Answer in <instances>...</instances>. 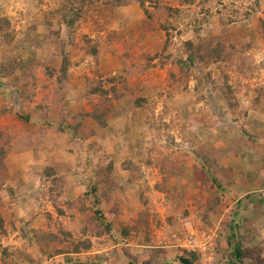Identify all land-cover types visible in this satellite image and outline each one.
<instances>
[{"label": "rangeland", "instance_id": "obj_1", "mask_svg": "<svg viewBox=\"0 0 264 264\" xmlns=\"http://www.w3.org/2000/svg\"><path fill=\"white\" fill-rule=\"evenodd\" d=\"M40 1H45V11L48 8L58 9L62 4L61 0H0V18H8L17 32L13 45L0 47V64L3 56L12 55L19 63L16 73L19 86L12 85L6 78L1 81L0 108L14 111L23 118L31 117L29 124L17 120L15 114L0 121V127L10 128L16 148L11 155L10 165L13 175L17 174L18 177L8 185L17 189V195L9 211L20 221L17 230L9 228V235L0 241V264H25L24 260L19 261L22 253L32 258L37 256L36 246H31L20 234L22 227L54 233L64 230L77 240H89L93 243V256L98 253L104 255L108 260L106 264H141L140 261L145 259H157V264L176 262L184 252L191 253L180 246L192 233L210 242L205 254L193 253L198 256L196 264H228L226 253L231 247L230 243L235 241H230V235L234 234L239 239L244 236L249 256L253 261L264 264V248L261 249L264 247V206L258 207L255 203L249 206L251 201L245 198L248 195L254 199L263 197L256 187L262 186L261 181L264 182V159L250 148L243 133L245 127L258 137L259 143L264 144V115L252 112V96L239 97L241 106L236 113L228 110L225 102L215 94L213 84L203 90L205 101L195 105L192 102L198 95L194 92L193 82L187 94L174 92L170 96H163L171 69L179 75L178 69L171 66L151 70L145 76L129 79L126 83L110 82L108 79L118 78L124 69L120 53V49L124 48L118 49L116 42L110 46L109 42L105 43L107 31L104 30L101 32V41H104L102 50L105 51L100 64V70L105 75L102 81H105L108 90L116 87L117 93L110 97L107 125L104 129L100 128L86 117L99 104V99L90 100L82 96L85 83L95 78L96 67L92 59L84 57L79 50L67 47V52L74 53L73 67L62 92L56 78H49L46 72V65L54 59L60 61L61 57L47 29V26H56L57 22H45L37 6ZM183 1L165 0V4L182 9L184 13L187 6ZM223 4L239 9L244 7V11L251 5V0H210L203 6L192 5L180 17V30L184 34L177 36L174 42L194 39V33L184 30L194 27L196 20L207 16L208 12L211 13L210 30L213 34L221 35L222 28L216 13ZM261 20H264V0H261V11L255 12L249 19L240 20L238 28L232 32L233 39L256 44L249 54L256 67L264 63V35L259 31ZM145 21L144 12L135 4L118 8L112 18V26L105 29L124 33L126 40L132 42V35L140 31L138 27L144 26ZM94 27L90 25L79 32L94 39ZM69 35L68 28L63 26L62 37L68 40ZM165 41L164 35L154 34L146 46L153 51L162 49ZM132 52L136 55L141 53L138 49ZM82 58L85 61L81 62ZM210 70L212 80L217 79L220 75L217 67ZM250 73L248 68L243 70L239 63L234 66L231 76L233 80H241L244 86L254 85L255 82L264 84V72L253 78L249 77ZM26 84L28 86L23 94L21 88ZM139 96L148 100L145 106H136L135 100ZM165 103L173 119L185 123L187 131L198 135L204 145L209 144L220 167L234 169L235 182L232 187L218 191L212 183L205 182L206 178L211 180L212 172L198 170L200 159L195 153L196 146L192 140L180 136L181 125L170 131L176 138V144L171 147H167L164 134L159 137L148 125L153 115L157 117L164 111ZM246 110H251L247 116L239 114ZM200 113L209 115L208 124L212 126L207 131L197 126L196 114ZM80 120H83V126L78 130L80 135L75 136L72 127ZM60 126L62 132L59 133ZM33 139H36V143H33ZM30 142L35 144V149L30 148ZM243 143H246V147L242 146ZM111 163L114 166L112 173L108 172ZM47 166H63L61 175H68V195L59 201L60 209L66 211L65 216L59 215L45 196L51 188V183L42 177L43 169ZM251 179L256 181L251 182ZM91 181L100 184L102 209L106 212L107 220L115 214L118 217L113 237L105 235L100 238L91 232L84 234V218L72 215L65 206L67 200L73 201L83 195ZM6 195V192L0 193L2 197ZM214 200L217 206L212 204ZM242 200H245L244 203L247 201L248 205L240 203ZM237 220L240 227L232 230ZM121 223L137 227L138 230L137 234L132 232L123 244H116L115 241L123 240ZM5 249L8 255H12L8 263L4 261L7 258L3 252ZM147 251L157 252L156 257L150 258Z\"/></svg>", "mask_w": 264, "mask_h": 264}, {"label": "trees", "instance_id": "obj_2", "mask_svg": "<svg viewBox=\"0 0 264 264\" xmlns=\"http://www.w3.org/2000/svg\"><path fill=\"white\" fill-rule=\"evenodd\" d=\"M61 1L62 4L58 9L48 8L45 11L43 8L46 4L45 1H40V5H37L46 23L57 22L56 26H47V29L51 32L53 45L56 46L61 60L55 61L54 59L51 64L46 65V72H48L49 78H56L57 85L60 88L59 91L62 92L71 76L69 74L70 69L73 67L72 59L74 53L71 51L67 52V47L70 46L72 50H79L84 57L92 59L96 67L95 78L85 83L82 96L90 100L94 98L99 99V104L95 105L92 113L86 115V117L91 118L100 128L104 129L107 125V116L111 102L110 97L112 94L117 93L116 87L108 90L105 81H102L105 75L100 70V64L105 51L102 50V42L104 41H101L103 39L101 32L104 30L107 31L105 43L109 42L110 46L113 42H116L118 49L122 48V46L124 48L120 49L124 69L118 78L108 79L110 82L120 81L126 83L129 79L145 76L151 70L171 66V68L178 69L179 75L171 69L168 82L164 87L163 96H170L174 92L187 94L190 92V84L193 82L194 92L198 95L197 99L192 102L195 105V103L205 101L206 96L203 94V90L205 87L213 84V91L225 102L228 110L235 113L238 112L241 106L239 97L241 95H251L252 112L264 115V84L255 82L254 85L247 84L244 86L241 84V80H233L231 76L234 66L236 67L239 63L243 70L248 68L251 72V76L249 75V77L260 76L264 72V63L256 67L254 65L255 61L249 57L256 44L246 41L239 42L236 38L233 39L232 37V32L236 31L240 20L249 19L255 12L261 11V0H251V5L244 11H242L244 7L239 9L237 6L234 7V5L227 6L223 4L216 13L222 28L221 35L213 34L212 30H210L211 13L208 12L207 16L196 20L194 27H187L184 30L194 33V39L186 41L180 39L178 43L174 42V40H176L177 36L184 34L180 30V17L188 9H191L192 5L199 4L198 6H203L208 4L210 0H199V3H197L198 0H184V5L187 6L184 13H182V9L173 8L171 5L165 4V0ZM238 1L240 0H236V2ZM135 4L144 12L146 21L144 26L138 27L140 30L136 33L138 36L134 38L136 34L132 35V42L126 40L124 33L118 34L116 31L105 29L107 26H112V18L118 8H126ZM90 25L95 26L93 28L96 34L94 39L88 34L79 32L80 29L89 27ZM63 26L69 30L70 35L68 40L62 37ZM35 29L36 27L33 28V30ZM259 31L264 35V20L260 21ZM154 34L164 35L166 41L162 49L153 51L146 46V42ZM16 38L17 32L12 27L10 20L8 18H0V47L13 45L16 42ZM17 48L16 46L15 50ZM137 49L141 52L139 55L132 52ZM12 54L14 53L12 52ZM12 56H3L2 63L0 64V87L3 86V83H1L3 78L8 79L12 85L19 86V81L16 77L19 63ZM242 60H248L249 62ZM82 61H85V59L82 58ZM214 66L220 71V75L217 79L212 80L213 75L210 69ZM99 78H101V81H99ZM27 86L26 84L21 88L23 94H25ZM58 95L62 100L59 92ZM135 103L137 107H141L145 106L148 100L139 96L135 100ZM251 110L242 111L239 114L247 116ZM10 114H15V118L23 121L25 124L30 123V116L23 118L18 113L6 108H0V121L8 118ZM207 116L209 115H206V113L196 114L197 126L201 127L203 131H207L212 126L210 123L208 124ZM148 125L158 133L159 137L163 136L162 134L166 136L167 147L176 144V138L174 135H171L170 131L173 128H179L178 126L181 125L179 130L180 136L185 140H192L196 146V148L194 147L195 153H197V157L200 159V164L197 167L198 170L200 172H212L211 180L208 181L206 178L205 182L212 183L213 187L218 191H223L234 185V169L231 167H220L216 154L210 150L209 144L204 145L198 135L192 134V131H187L185 123L173 119L166 103L164 111L158 114L157 117L153 115L149 119ZM81 126H83V120H80L72 127L75 136L80 135L78 130ZM9 129L0 127V193H7L6 196H0V241L2 237L9 235V228L17 230V223H20L9 211V207L15 202L17 189L8 184L9 182H15L18 177L17 174L13 175L10 165L12 160L11 155L15 152L16 148L13 145V138L10 135ZM58 130L59 133L62 132L61 126ZM243 133L246 135L250 148L257 152L259 157L264 159V144L259 143L258 137L249 132L245 127H243ZM33 143H36V139H33ZM33 143L30 142V148L35 149V144ZM63 169V166H47L42 172L44 180L51 183V188L45 196L48 197V200L52 202L61 216H65L66 211L60 209L59 201L65 198L69 191L68 175H61ZM70 170L68 171L70 172ZM113 170L114 166L111 163L108 166V172L112 173ZM68 171L67 174H69ZM241 174L244 175V173ZM245 198L254 202L252 201L253 196L250 197L248 195ZM244 201L242 200L240 203H244ZM212 204L217 206V201H212ZM65 206L72 212V215H80L84 218L83 223L86 225V228H83L82 231L84 234L91 232V234L100 238L105 235L113 237V229L118 217L115 214L107 220L106 212L102 209L101 187L97 181H91L87 185L83 195L73 201L67 200ZM262 206H264L263 201L259 204V207ZM48 217L50 218L51 216L48 215ZM120 226L123 240L115 241L116 244H123L128 240L132 232H136L137 234V227H130L124 223H121ZM147 226L149 225L147 224ZM237 227H240V221L238 220L233 225L232 230H235ZM20 231L22 237L27 239L31 246H36L37 251L35 258L24 253L20 255L19 261L24 260L25 264H106L108 261L104 255L98 254L93 256V243L91 241L86 239L77 240L71 233L64 230H59L60 233H54L51 231L27 230L22 227ZM237 237L234 234L230 235V241H235L234 243H230L231 247L226 253L228 264H259L258 261H253L249 256V249L245 245L246 242L244 243L246 241L244 236H240L241 239ZM147 240L149 241V239ZM3 252L7 256L4 261L8 263L7 261L12 259V255H8L7 249ZM155 253L157 252L152 251L148 256L150 258L156 257ZM197 259L198 256L196 254L184 252V255L176 262L165 264H196ZM140 262H142L141 264H157L158 260L149 261L145 259ZM130 264L133 263L131 262Z\"/></svg>", "mask_w": 264, "mask_h": 264}, {"label": "built area", "instance_id": "obj_3", "mask_svg": "<svg viewBox=\"0 0 264 264\" xmlns=\"http://www.w3.org/2000/svg\"><path fill=\"white\" fill-rule=\"evenodd\" d=\"M210 242L206 239H202L197 233H192L191 235L187 236L185 239V243L181 245L182 249L188 250L191 253L196 254H205L208 249L210 248Z\"/></svg>", "mask_w": 264, "mask_h": 264}, {"label": "crops", "instance_id": "obj_4", "mask_svg": "<svg viewBox=\"0 0 264 264\" xmlns=\"http://www.w3.org/2000/svg\"><path fill=\"white\" fill-rule=\"evenodd\" d=\"M246 145V143L245 144H242V146L243 147H246L245 146ZM220 164V163H219ZM250 178V177H249ZM254 181H256V179H251V182H254ZM262 182V186H258V187H256V191H260L259 193H262V195L261 196H263L264 197V182L263 181H261ZM255 192V191H254ZM246 196V195H245ZM243 197V195L241 196V198ZM263 197H260L259 199H254V197L252 198V201H254V202H249L248 204H249V206H250V204H252V203H255V205L256 206H258L259 207V204H260V202L261 201H263L264 202V198ZM256 200V201H255ZM247 204V201L244 203V206ZM247 204V205H248ZM254 205V204H253ZM242 207L244 210H245V207ZM242 209V210H243ZM245 218H248V216H246ZM98 254H100V253H98ZM138 255V254H137ZM180 257H182V255L180 256ZM179 257V258H180Z\"/></svg>", "mask_w": 264, "mask_h": 264}]
</instances>
